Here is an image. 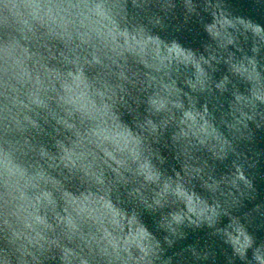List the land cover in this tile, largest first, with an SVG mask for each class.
Listing matches in <instances>:
<instances>
[{"label": "water", "instance_id": "1", "mask_svg": "<svg viewBox=\"0 0 264 264\" xmlns=\"http://www.w3.org/2000/svg\"><path fill=\"white\" fill-rule=\"evenodd\" d=\"M246 114L260 264H264V0H242Z\"/></svg>", "mask_w": 264, "mask_h": 264}]
</instances>
